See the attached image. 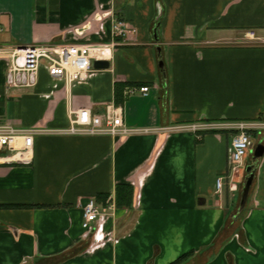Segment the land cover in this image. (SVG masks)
<instances>
[{
	"label": "crops",
	"instance_id": "crops-1",
	"mask_svg": "<svg viewBox=\"0 0 264 264\" xmlns=\"http://www.w3.org/2000/svg\"><path fill=\"white\" fill-rule=\"evenodd\" d=\"M118 19L135 33L116 35ZM40 43L114 47L110 66L86 82L54 78L43 62L26 89L7 88L10 61L0 57V124L52 131L35 136L30 164L0 160V264H170L187 253L180 264H264V156L240 210L264 130L237 190L232 132L170 130L264 120V0H0V47ZM130 85L150 89L128 95ZM107 104L121 107L126 126L156 131L58 132L74 110ZM124 184L131 205L118 206ZM89 198L103 211L92 232L83 227Z\"/></svg>",
	"mask_w": 264,
	"mask_h": 264
},
{
	"label": "built area",
	"instance_id": "built-area-1",
	"mask_svg": "<svg viewBox=\"0 0 264 264\" xmlns=\"http://www.w3.org/2000/svg\"><path fill=\"white\" fill-rule=\"evenodd\" d=\"M115 34L125 37L135 33L129 29L124 20L118 19ZM246 37L254 39L253 30L246 32ZM114 47L108 44H63L40 43L30 46L0 47V57L8 59L6 86L9 89L32 88L38 81L39 68L45 62L49 74L54 78H65L69 83L86 82L95 70L93 61L107 59ZM150 87L130 85L126 94L142 93L147 95ZM71 125L58 132L75 135H111L125 137L137 132H152L153 129H138L126 126L120 106L107 104L101 113L90 108L74 110ZM264 129V120H207L173 126V131H192L195 133L207 130L230 131L233 140L228 149L230 189L237 190L235 181L245 166L246 156L255 145L254 134ZM52 132L42 126L30 128L16 127L12 124H0V160L9 163L30 164L33 159L35 136ZM217 189L221 190L223 177L217 179ZM83 227L92 232L103 211L94 198H89L83 207Z\"/></svg>",
	"mask_w": 264,
	"mask_h": 264
},
{
	"label": "water",
	"instance_id": "water-1",
	"mask_svg": "<svg viewBox=\"0 0 264 264\" xmlns=\"http://www.w3.org/2000/svg\"><path fill=\"white\" fill-rule=\"evenodd\" d=\"M96 69H106L110 66V62L108 60H95L93 63ZM163 61L160 62V66L163 67ZM253 162L246 167V177L243 183L241 201H240V210H242L247 201V197L249 195L250 188L252 186L255 171H256V162L258 159L264 156V145L258 144L257 147L253 150Z\"/></svg>",
	"mask_w": 264,
	"mask_h": 264
},
{
	"label": "trees",
	"instance_id": "trees-1",
	"mask_svg": "<svg viewBox=\"0 0 264 264\" xmlns=\"http://www.w3.org/2000/svg\"><path fill=\"white\" fill-rule=\"evenodd\" d=\"M103 197V201L106 203L108 200V195L101 196ZM116 200L118 206H129L132 201V188L126 184L120 185L117 189ZM190 253L184 254L179 257L177 260L173 261L170 264H180L183 260H185Z\"/></svg>",
	"mask_w": 264,
	"mask_h": 264
},
{
	"label": "rangeland",
	"instance_id": "rangeland-1",
	"mask_svg": "<svg viewBox=\"0 0 264 264\" xmlns=\"http://www.w3.org/2000/svg\"><path fill=\"white\" fill-rule=\"evenodd\" d=\"M261 120H262V118H261ZM263 130H264V129H263ZM256 135H257V133L254 134V140H255ZM259 143H261V142H259ZM252 151H253V150H252ZM252 151H251V153H252ZM236 182H237V180H236Z\"/></svg>",
	"mask_w": 264,
	"mask_h": 264
}]
</instances>
